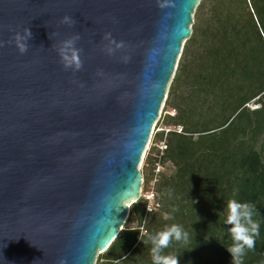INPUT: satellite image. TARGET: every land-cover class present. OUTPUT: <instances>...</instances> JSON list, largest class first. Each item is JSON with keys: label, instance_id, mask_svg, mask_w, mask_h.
Here are the masks:
<instances>
[{"label": "water", "instance_id": "95a60500", "mask_svg": "<svg viewBox=\"0 0 264 264\" xmlns=\"http://www.w3.org/2000/svg\"><path fill=\"white\" fill-rule=\"evenodd\" d=\"M200 1L0 0V264H96L116 238Z\"/></svg>", "mask_w": 264, "mask_h": 264}, {"label": "trees", "instance_id": "16d2710c", "mask_svg": "<svg viewBox=\"0 0 264 264\" xmlns=\"http://www.w3.org/2000/svg\"><path fill=\"white\" fill-rule=\"evenodd\" d=\"M192 27L167 99L176 112L163 118L183 131L168 132L163 153L153 144L142 169L149 190L163 166L153 188L157 208L147 212L143 195L133 202L132 217L96 264H152L149 236L171 224L190 234L165 249L180 264H232L223 210L233 197L253 203L260 223L243 264H264V0H201Z\"/></svg>", "mask_w": 264, "mask_h": 264}, {"label": "clouds", "instance_id": "9594fccd", "mask_svg": "<svg viewBox=\"0 0 264 264\" xmlns=\"http://www.w3.org/2000/svg\"><path fill=\"white\" fill-rule=\"evenodd\" d=\"M62 23L71 25L74 21L71 17L65 16ZM31 37L32 32L29 28H25L23 34L20 32L15 34L14 42L21 54L28 51V41ZM79 39V34H75L60 42L57 50L65 68L80 70L83 66L80 58L81 49L76 47V42ZM104 39L110 41V43H116L112 39L111 33H106ZM3 44L4 42L0 41V47ZM116 47H123V42L116 44ZM108 51L111 53L113 49L108 48ZM148 211L151 212L152 209L148 207ZM223 213L225 214L224 224L230 225L227 230L232 242L227 250L232 256V264H243V258L248 251L254 250L256 239L260 235V223L255 219L256 207L251 202L241 201L233 197L227 200ZM141 235L142 233H140ZM189 235L183 226L179 224H171L157 231L154 235H150L152 264H180L179 255L166 252L165 249H168L173 241L187 243ZM59 264H67V261L61 259Z\"/></svg>", "mask_w": 264, "mask_h": 264}, {"label": "built area", "instance_id": "2783aa9c", "mask_svg": "<svg viewBox=\"0 0 264 264\" xmlns=\"http://www.w3.org/2000/svg\"><path fill=\"white\" fill-rule=\"evenodd\" d=\"M175 112L176 111H173L172 113L171 112L170 113L174 114ZM171 130L183 131V125L182 124H177V125H175V124H166V123L163 122V119L161 118V114H160L158 119H157V121L154 123V127L152 129V135H153L154 131H155V135H156L157 132L164 131V137L161 138V139H158V140L156 139V137H154V140H152V142H151V137L152 136L150 135V138H149V143L151 142L150 145L155 144L157 147H159V149L161 150V153H163V149L165 147H167V142H166V140H167L166 138L167 137L166 136H167L168 132H170ZM149 143L147 144L146 150L151 147L149 145ZM161 166H162V164L159 161L157 163V166H156V173H155L156 176L151 182V186L152 187H151V189L148 190V193H149L150 196L148 194H147L148 196H146L148 199L150 197V200L147 203V212H149L148 211V207L151 208L152 210H155L157 208L156 207L157 203L155 202V199H154L155 195H154L153 188H154L155 181L157 179V173H158L159 170L162 169ZM143 181H144V178H143ZM142 190H143V186H142ZM141 195H142V193H141Z\"/></svg>", "mask_w": 264, "mask_h": 264}, {"label": "rangeland", "instance_id": "374dc122", "mask_svg": "<svg viewBox=\"0 0 264 264\" xmlns=\"http://www.w3.org/2000/svg\"><path fill=\"white\" fill-rule=\"evenodd\" d=\"M193 17H194V19H195V13L193 14ZM170 86H171V82L169 83V86H168V88H167V92H166V94H165V97H164V99H163V102H162V104H161V108H160V111H159V115L161 114V118L163 119L164 118V116L167 114V113H172L173 111H176L175 110V108H173V107H171V106H169L168 104H167V99H168V97H169V90H170ZM256 105H258L257 103H255L254 101L253 102H251V106H256ZM159 117V116H158ZM158 117L156 118V120H155V122L157 121V119H158ZM154 122V123H155ZM153 127H154V125H153ZM153 127H152V129H153ZM151 142H152V140H154V137H155V131H154V133H153V135H152V131H151ZM151 142L149 143V141H148V143H149V145L151 144ZM147 143V144H148ZM150 146H152V145H150ZM150 149V148H149ZM149 149H145V151L143 152V157H142V159H141V162H140V168H141V170L143 169V165H144V162H145V158H146V155L148 154V152H149ZM157 166V165H156ZM161 168H163V166H161ZM167 171H170V170H172L173 169V167L172 166H167L166 168H165ZM143 186H144V181H143ZM149 195V193H148V190H145L144 188H143V190H142V195L143 196H148ZM150 196V195H149ZM149 200H150V197H149ZM130 217H132V212L130 213V215H129V217L128 218H130ZM132 225H134V226H138L139 225V222H138V220L137 219H135V218H133L132 219ZM141 230L142 231H144V229H143V227H142V225H141ZM100 253V252H99ZM99 255V254H98ZM97 259H98V256H97ZM103 264H106V263H103ZM113 264H120V260H115L114 261V263Z\"/></svg>", "mask_w": 264, "mask_h": 264}]
</instances>
